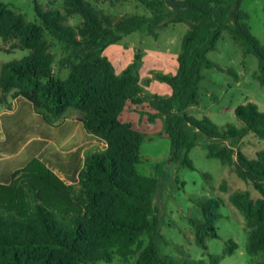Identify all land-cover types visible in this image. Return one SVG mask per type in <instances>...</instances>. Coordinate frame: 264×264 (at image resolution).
I'll list each match as a JSON object with an SVG mask.
<instances>
[{
    "label": "trees",
    "instance_id": "16d2710c",
    "mask_svg": "<svg viewBox=\"0 0 264 264\" xmlns=\"http://www.w3.org/2000/svg\"><path fill=\"white\" fill-rule=\"evenodd\" d=\"M135 1L146 5L155 15L151 19L137 15L115 21L91 0H65V12L46 10L35 1L41 23L33 24L0 2V36L14 42L13 49L31 51L21 63L3 65L0 89L16 92L19 105H28L45 123H50L49 117L71 109L80 111L89 140L101 139L108 145L105 151L92 153L83 162L80 149L75 156L62 151L67 134L59 127H54L52 133L43 132L51 143L38 139L36 131L33 136L37 138H28L30 145L44 150L37 157L29 146L19 153L14 145L9 146L10 141L0 142V264L111 263L112 249H128L145 235L150 236L151 242L135 264H206L204 260L180 263L160 254L156 243L160 222L154 215L159 180L138 173L144 138L121 120L129 103H142L138 99L142 91L128 73L117 76L104 56L110 45L134 32L146 30L157 39L155 28L166 7L172 10L174 23L189 25L182 39L178 72L161 76L171 87V95L149 101L166 116L170 159L195 170L189 154L196 146V135L200 133L222 143L212 145L209 155L233 166L238 177L252 184L261 195L257 201L249 193L241 198L235 195L233 203L247 220L259 224L250 232L249 253H264V161L251 160L228 146L236 145L248 134L264 141V112L253 102L237 106L235 115L243 122V128L230 124L220 127L207 117L198 119L186 113L190 106L200 103L205 68L220 69L239 80L233 69H223L207 57L216 49L224 31L229 32L245 55L253 54L259 59V70L254 76L264 85V45L248 25L250 16L241 9L244 0ZM73 15L84 20L81 34L67 24L68 16ZM46 33L71 52V73L66 81L55 76L54 58L44 47ZM189 129L193 130V137ZM193 203L205 217L204 221L191 220L196 243L208 249L206 238H219L215 222L221 218L220 203ZM225 253L232 255L234 249L227 248ZM210 259L212 264H219L221 256Z\"/></svg>",
    "mask_w": 264,
    "mask_h": 264
},
{
    "label": "rangeland",
    "instance_id": "374dc122",
    "mask_svg": "<svg viewBox=\"0 0 264 264\" xmlns=\"http://www.w3.org/2000/svg\"><path fill=\"white\" fill-rule=\"evenodd\" d=\"M35 1L46 10L57 9L65 12V0H0L8 4L15 14L24 15L27 23L40 24L35 12ZM91 2L115 21L137 15L151 19L155 15L146 5L135 0ZM241 9L249 14L248 25L264 45V0H244ZM173 16L169 7L163 10L159 17L161 22L155 28L159 34L157 39L146 30L138 31L110 45L104 52L117 76L128 73V77L138 81L142 91L138 99L145 104L154 97H166L171 93V87L161 76H173L178 72L182 39L189 25L174 23ZM67 24L74 27L79 34L82 33L84 20L80 15L68 16ZM43 40L47 53L54 58L52 67L55 76L66 81L71 73V52L65 50L48 33L43 36ZM13 43L4 41L0 36V73L5 63H21L31 54L30 50L13 49ZM207 57L223 69H233L239 75V80L220 69L205 68L200 84V103L190 106L186 113L198 119L207 117L220 127L230 124L243 128V122L235 115L237 106L253 102L264 112V85L254 76L259 70V59L253 54L245 55L242 47L232 39L228 31L223 32L216 49L209 52ZM15 96L16 92L5 93L0 89V113L9 111ZM69 111L52 116L53 121L63 120L67 114L73 118L84 117L78 110ZM145 111V114L140 113L138 116L140 119L145 116L146 124L141 121V125L150 128L147 134H142L144 141L140 148L141 163L137 166V171L141 176L159 180L154 196V215L160 222L156 243L161 256L180 263L204 260L206 264H212L211 256H221L219 264H264V253L251 254L248 251L250 232L257 229L259 224L247 220L233 203L235 195L241 198L243 194L249 193L254 201L259 200L261 195L252 184L238 177L233 166L225 164L217 156L209 155L212 145L222 146V143L218 144V141L198 133L196 146L189 154L195 170L183 167L178 161L170 159L171 140L161 134L167 128L164 116L160 113L151 116V111ZM188 132L193 137V130L189 129ZM148 133L154 136L149 138ZM96 146V150H101L100 145ZM228 146L235 153L241 151L251 160L264 161V141L253 134L246 135L236 145L228 143ZM76 190L79 191L78 185ZM194 200H217L220 203L221 218L215 222L219 238L207 237L208 249L196 243V231L191 220L204 221L205 217L193 203ZM150 242V236L145 235L138 244L128 249L115 247L111 250L112 262L98 264H135ZM231 247L234 253L227 255L225 251Z\"/></svg>",
    "mask_w": 264,
    "mask_h": 264
},
{
    "label": "crops",
    "instance_id": "0c3cea01",
    "mask_svg": "<svg viewBox=\"0 0 264 264\" xmlns=\"http://www.w3.org/2000/svg\"><path fill=\"white\" fill-rule=\"evenodd\" d=\"M171 93H168L166 97H169ZM19 104L18 100L15 99L14 103L10 105L9 111L0 113V142L5 143L10 141L9 146L13 147L12 145H14V149L19 153L29 146V151L35 155V157L39 156L44 150L38 145H30L31 139L28 140V138H32L33 140V137H38L40 140H46L51 143L52 141L48 140L47 136L43 135V132L47 134L49 130L50 133H52L54 127L61 128L63 133L67 134L62 144V151H66L75 156V152L80 149V156L83 162L88 155L105 151L108 147L107 143L101 139L89 140V133H87L83 127V119L81 117L73 118L67 114L66 118L63 120L55 122L52 117H49L50 123H45L38 117V115H40L38 112H32L28 105L21 106ZM145 110L151 111V116L157 113L159 114V112L150 105V102L147 104L143 102L141 104L129 103L121 114V120L130 124L135 131L141 134L146 132L145 134H147L150 127L141 125V121L146 124V117L141 116V120L138 116L140 113L145 114L147 112ZM165 117L166 116H164V119H166ZM34 131H36L37 137L33 136ZM39 131L42 133H38ZM148 134L150 135L149 138L154 136L151 133ZM161 134L166 136L165 131ZM96 145H100L101 150H96Z\"/></svg>",
    "mask_w": 264,
    "mask_h": 264
}]
</instances>
